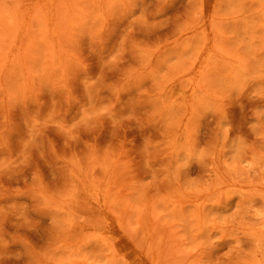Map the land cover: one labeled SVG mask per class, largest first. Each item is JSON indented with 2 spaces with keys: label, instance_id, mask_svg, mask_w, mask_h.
<instances>
[{
  "label": "clouds",
  "instance_id": "9594fccd",
  "mask_svg": "<svg viewBox=\"0 0 264 264\" xmlns=\"http://www.w3.org/2000/svg\"><path fill=\"white\" fill-rule=\"evenodd\" d=\"M164 2L100 0L69 42L79 54L54 76L0 81V264H64L56 256L74 227L103 231L105 212H121L95 169L110 180L128 165L181 192L199 185L178 222L180 264H264V0H229L218 13L198 82L183 67L193 55L177 58L159 41L171 30ZM203 2L186 0L197 22Z\"/></svg>",
  "mask_w": 264,
  "mask_h": 264
},
{
  "label": "rangeland",
  "instance_id": "374dc122",
  "mask_svg": "<svg viewBox=\"0 0 264 264\" xmlns=\"http://www.w3.org/2000/svg\"><path fill=\"white\" fill-rule=\"evenodd\" d=\"M99 5L100 0H4L0 4V81L30 86L37 72L54 76L62 59L79 54L69 42L91 23ZM230 6L229 0L220 8L217 0H204L199 22L191 18L186 0H166L160 6L163 22L171 29H165L159 38L164 49L177 58L193 55L183 64L186 77L199 81L214 39L213 21ZM252 6L258 8L259 3ZM230 43L225 40L226 45ZM185 76L170 85V98L180 94ZM190 93L191 88L184 95ZM116 154L120 161L128 159L122 150ZM94 177L105 181L106 198H113L121 212H105L108 227L103 231L74 227L61 242L56 258L64 264H180L176 253L184 229L178 222L194 206L193 193L199 185L181 192L163 174L154 183L151 174L138 173L131 165L114 173L110 180L98 167ZM230 199L235 204L240 197ZM122 221L145 237L143 248L130 238Z\"/></svg>",
  "mask_w": 264,
  "mask_h": 264
}]
</instances>
